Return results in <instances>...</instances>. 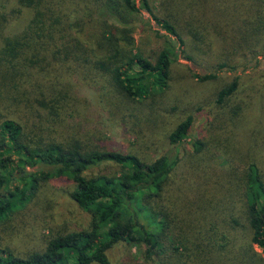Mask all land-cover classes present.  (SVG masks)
Returning a JSON list of instances; mask_svg holds the SVG:
<instances>
[{"label": "trees", "instance_id": "trees-1", "mask_svg": "<svg viewBox=\"0 0 264 264\" xmlns=\"http://www.w3.org/2000/svg\"><path fill=\"white\" fill-rule=\"evenodd\" d=\"M142 12L158 36L164 32L163 44L149 51L132 36ZM233 17L240 22L231 31ZM212 35L218 70L263 45L264 0H0V226L50 180L71 183V199L91 216L89 229L51 232L23 256L0 246V264H108L106 253L122 243L144 246L153 264H264V180L254 163L240 166L234 155L220 170L211 161L220 151H210L220 144L198 139L190 144V172L176 177L193 116L169 133L173 151L150 162L110 149L96 131L68 127L88 111L74 79L112 117L164 92L171 67L210 52ZM236 89V81L220 89L216 104ZM223 120L216 126L229 152L237 128ZM106 165L115 172L90 175Z\"/></svg>", "mask_w": 264, "mask_h": 264}, {"label": "rangeland", "instance_id": "rangeland-1", "mask_svg": "<svg viewBox=\"0 0 264 264\" xmlns=\"http://www.w3.org/2000/svg\"><path fill=\"white\" fill-rule=\"evenodd\" d=\"M150 4L155 13L163 14L158 2L150 1ZM243 17L252 20L247 14ZM227 20L228 29L229 22L233 20L231 31L240 22L234 17ZM132 25L135 44L143 51L154 49L165 41L164 37H159L164 32L160 30L159 36L156 34L159 28L145 12ZM217 41L212 35V48L207 54H196L192 60L178 59L171 67L169 86L164 92L144 101L127 104L112 117L102 111L97 94L79 79H74V91L81 100L87 101L88 111L81 110L79 118L68 123L69 130L84 134H94L96 131L107 140L110 149L132 153L150 162L173 151L167 140L169 133L187 116H193V125L179 147L182 162L176 177L190 172L188 155L191 142L204 139L211 146L220 144L222 151L220 147L215 151L210 148L211 152H221L216 159L211 158L218 169L229 167L235 155L240 166L248 161L254 163L264 180V43L238 55L218 70L221 58ZM194 74H215L216 78L199 82L193 77ZM233 81L237 82L236 91L224 103L217 105L218 91ZM219 118H229L237 128L236 136L233 135L232 139L236 148H229V152L226 146L222 147V139L218 135L216 123ZM225 130L228 129L225 127ZM204 158L208 156L204 155ZM114 172L115 169L106 165L96 168L90 175H111ZM72 189V184L65 180L41 182L31 202L0 226V246L17 256H23L42 248L46 239L51 237V232L89 229L91 216L71 199L69 193ZM144 252V246L122 243L114 246L106 255L108 264H153L146 260Z\"/></svg>", "mask_w": 264, "mask_h": 264}]
</instances>
